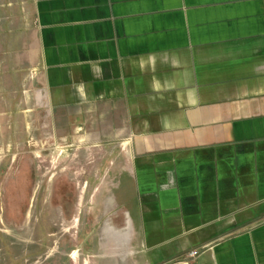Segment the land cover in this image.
I'll list each match as a JSON object with an SVG mask.
<instances>
[{"label": "crops", "instance_id": "1", "mask_svg": "<svg viewBox=\"0 0 264 264\" xmlns=\"http://www.w3.org/2000/svg\"><path fill=\"white\" fill-rule=\"evenodd\" d=\"M7 36L58 136L125 144L97 264H264V0H0Z\"/></svg>", "mask_w": 264, "mask_h": 264}, {"label": "rangeland", "instance_id": "2", "mask_svg": "<svg viewBox=\"0 0 264 264\" xmlns=\"http://www.w3.org/2000/svg\"><path fill=\"white\" fill-rule=\"evenodd\" d=\"M15 49L7 36L0 47V264H97L107 242L100 228L112 225L111 198L121 191L113 185L125 144L58 136L35 104L29 68L14 62Z\"/></svg>", "mask_w": 264, "mask_h": 264}, {"label": "built area", "instance_id": "3", "mask_svg": "<svg viewBox=\"0 0 264 264\" xmlns=\"http://www.w3.org/2000/svg\"><path fill=\"white\" fill-rule=\"evenodd\" d=\"M197 253H198L197 250H193V251L190 252V256H194V255H196Z\"/></svg>", "mask_w": 264, "mask_h": 264}, {"label": "flooded vegetation", "instance_id": "4", "mask_svg": "<svg viewBox=\"0 0 264 264\" xmlns=\"http://www.w3.org/2000/svg\"><path fill=\"white\" fill-rule=\"evenodd\" d=\"M105 226H106V224H104V225L102 224V226H101V228H100V229H101V232H102V234H103V231H104V228H105ZM104 244H106V242H105ZM99 245H100V244H99ZM100 246H101V245H100ZM101 247H102V246H101ZM98 248H99V247H98Z\"/></svg>", "mask_w": 264, "mask_h": 264}, {"label": "bare ground", "instance_id": "5", "mask_svg": "<svg viewBox=\"0 0 264 264\" xmlns=\"http://www.w3.org/2000/svg\"><path fill=\"white\" fill-rule=\"evenodd\" d=\"M72 254L74 255V252Z\"/></svg>", "mask_w": 264, "mask_h": 264}]
</instances>
